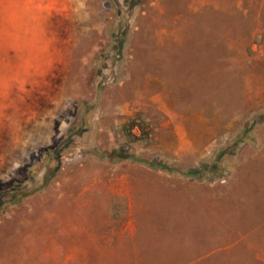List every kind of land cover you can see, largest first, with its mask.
<instances>
[{
	"label": "rangeland",
	"instance_id": "374dc122",
	"mask_svg": "<svg viewBox=\"0 0 264 264\" xmlns=\"http://www.w3.org/2000/svg\"><path fill=\"white\" fill-rule=\"evenodd\" d=\"M169 115L206 135L179 138ZM184 146L201 157L177 160ZM123 178L143 179L140 241L162 261L264 264V0H0V264L119 262L98 246L138 230L112 196ZM92 209L114 234L81 256L57 226ZM211 213L230 240L203 229Z\"/></svg>",
	"mask_w": 264,
	"mask_h": 264
},
{
	"label": "crops",
	"instance_id": "0c3cea01",
	"mask_svg": "<svg viewBox=\"0 0 264 264\" xmlns=\"http://www.w3.org/2000/svg\"><path fill=\"white\" fill-rule=\"evenodd\" d=\"M170 117V115H169ZM180 118H184L183 116H179ZM174 121H178L179 123L186 121V123L188 122V119H175L173 117H170V129L172 127H174V135L178 136L179 138H185V137H192V138H198V137H203L204 135H206V128H202L200 127H191L189 126L188 128L184 127L181 130V125L179 131L176 130L177 127L172 126L171 123ZM183 124V123H182ZM152 125L154 126V129L156 130L159 125L161 124V121L158 122H154L152 123ZM142 127H140V130L138 129L137 125L132 124L131 125V132L133 134L136 135V137L134 139L140 140L141 142H145V139L147 138V135H151L150 133V128L147 127L145 128L144 125H141ZM147 126V125H146ZM154 130V131H155ZM158 130V129H157ZM172 132V133H173ZM256 134H260L259 132H257ZM142 138V139H141ZM156 138V137H155ZM260 139V137H258ZM180 149V148H179ZM252 150V149H251ZM203 152V151H202ZM175 154V158L177 160H187V159H192L193 155L196 157H201L200 155H198V153H196L195 148H187L186 146H184V148L177 150L174 152ZM179 154V155H177ZM234 162V161H233ZM142 180L143 179H129L128 181H126V179H122V185L123 187L125 186V182H129L128 184H126V186L128 185V187H126L127 191L122 193V194H117V195H112L113 198L114 196H117L118 198L121 199V201H126V206L128 208V213L126 214L127 217H131L132 218V222L134 225L138 226V230L136 233H131L129 231L127 232H121L116 233L117 237H110L107 238V241H105V243H103L102 245L98 246V249L103 250L101 256H105V257H109L111 256L114 259H118L119 262L117 263H113V264H177V262L179 260H181L183 258V254H179V252H176L175 250V254L173 256H170L171 259L168 260L166 258V260L162 261V258H160L159 256L156 257L155 254V248H156V244L154 245V247L152 248L155 240L153 237L148 238L147 241H151V242H147L146 245L143 244L140 241V225L141 220H138V218L142 219L144 218V214L147 213L148 208L146 206L141 207L139 205V202L142 201V196H141V186H142ZM151 181V180H150ZM154 181V180H152ZM173 185V183H171ZM176 187V185H175ZM98 190V189H97ZM95 195H92L91 198L89 199L88 203L89 206L91 208L95 207L93 205ZM106 197L108 199V201H111L110 197L111 194L107 193ZM133 207V209L131 208ZM136 209V210H135ZM223 211V210H222ZM88 214L91 215L92 220H94V224L93 225H89V226H81V225H77V226H71L69 224L67 225H58L57 227L59 228L58 230V237L57 239L62 242L64 245L67 244H75L73 248H76L75 246L80 244L81 246L79 251H80V255L82 256L83 254V250H86V245L84 244H88L85 243L84 240L86 239H90L92 238V235H101L103 233H106V235H112L114 234L113 230H112V225L111 222L109 220L104 219V216L101 215L102 212H99L98 210L92 209L88 212ZM211 216H208V220L209 223L208 224H204L202 223L204 226H206L205 230H213L211 232V238L212 239H216L218 241H225V240H230L229 236L231 235V232L234 230V227H232V225L228 222V217L226 219H224L225 216H227V214L222 218L221 214L219 213L218 216H213V214H209ZM137 220V221H136ZM231 221V220H229ZM130 223V222H129ZM198 225H201V222H198ZM103 226H105V228H103ZM215 228L217 231V236H214V232H215ZM258 226H256V228H252L251 230H247L245 233V235L241 236V231H238L240 233V235L238 236L237 234L235 235V237H233L231 240H234L233 242L229 243V244H225V246H220V248H218L217 250L211 251L210 253H207V257H210L211 255H213L212 253H217V252H231L232 249L236 246H238V244H240L241 242H253L254 240H251L250 238H255L253 236L254 232H258L257 230ZM106 230V231H105ZM63 231V233H62ZM155 230L153 232V236H154ZM64 238L65 241H63L62 239ZM113 238V239H112ZM199 247V255L198 257H196L194 260H196L197 258H205V255H201L200 253L203 251L202 250V246L201 244L197 245ZM78 247V248H79ZM93 259V256H89V259ZM161 260V261H160ZM196 262V261H195ZM89 263V262H88ZM86 264V263H85ZM249 264V263H248Z\"/></svg>",
	"mask_w": 264,
	"mask_h": 264
},
{
	"label": "water",
	"instance_id": "95a60500",
	"mask_svg": "<svg viewBox=\"0 0 264 264\" xmlns=\"http://www.w3.org/2000/svg\"><path fill=\"white\" fill-rule=\"evenodd\" d=\"M98 95H99V93H98Z\"/></svg>",
	"mask_w": 264,
	"mask_h": 264
}]
</instances>
